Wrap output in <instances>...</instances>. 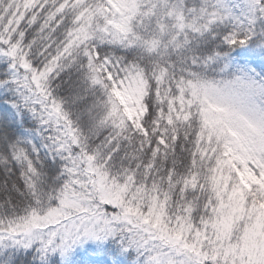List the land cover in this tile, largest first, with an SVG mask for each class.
<instances>
[{
	"label": "snow or ice",
	"instance_id": "snow-or-ice-1",
	"mask_svg": "<svg viewBox=\"0 0 264 264\" xmlns=\"http://www.w3.org/2000/svg\"><path fill=\"white\" fill-rule=\"evenodd\" d=\"M0 264H264V0H0Z\"/></svg>",
	"mask_w": 264,
	"mask_h": 264
}]
</instances>
